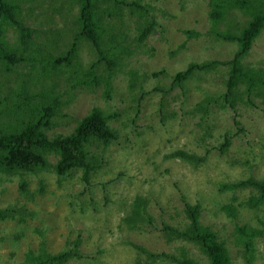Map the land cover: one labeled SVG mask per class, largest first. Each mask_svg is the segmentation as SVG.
<instances>
[{
	"label": "rangeland",
	"instance_id": "rangeland-1",
	"mask_svg": "<svg viewBox=\"0 0 264 264\" xmlns=\"http://www.w3.org/2000/svg\"><path fill=\"white\" fill-rule=\"evenodd\" d=\"M17 1H21L27 25L41 31H37L34 40L45 50L50 49L53 37L49 21L53 20H43L40 9H35L37 14L30 15L32 0ZM141 2L153 7L158 26L148 36L145 48L129 59L125 71L132 69L141 76L145 86L143 96H138V105L132 101L128 94L129 76L126 72H119L113 80L115 90L111 100L104 99L102 88L94 91L79 89L75 99L63 107L66 115L57 119L58 126L50 136L54 133L70 134L76 121L94 107L121 114L112 122L118 131V140L106 151L103 168L91 177L89 184L82 180L81 172H72L65 178H59L54 172H44L41 178L46 187L40 195L37 193L40 177L25 175L30 191L35 194L32 202L21 194L19 176L1 175L5 181L0 187V207L26 204L35 215L26 216L24 222L0 221V264L23 263L28 251L40 250L41 246L50 253H58L72 247L78 236L82 240L80 250L83 257L69 264H141L145 256L139 253L136 245L153 253L175 255L185 247L201 264H208L197 247L188 243L167 244L158 230L163 221L176 225L185 221L184 196L191 203L203 202L202 222L228 241L233 264H244L239 257L240 251L232 242L236 222L220 211V203H229L232 194L220 192L218 184L248 178L264 179V100L254 98L252 105H241L235 113L229 108H213L209 118L213 124V137L205 140L206 130L199 125L201 114L193 112L191 104L208 92H222V78L219 74L202 75L190 82L187 96L178 89L165 96L170 103L168 113H175V117L162 123L158 111V104L163 100L161 87L168 89L173 76L191 62L232 58L237 46L207 34L211 21L206 0ZM46 3L49 5L47 0ZM45 12V17L51 16ZM76 12L77 7L72 13ZM235 13L236 20L242 24L246 16L238 9ZM56 15L54 13L53 18L62 26L60 19L64 18ZM128 24V32L136 35V18L128 19ZM184 30H192L195 37L188 40ZM6 40L12 47L18 46L17 34L12 29L6 33ZM186 40L187 46L180 48ZM86 49L82 58L89 60L91 54ZM245 61L264 68V30ZM163 70L164 75L156 78L151 75ZM21 71L27 73L28 70ZM22 72L19 71L17 78ZM13 79L15 77L11 83ZM29 86L32 91L37 90L33 82ZM7 91L5 87L4 95ZM173 97L179 100L173 101ZM137 106L140 107L138 112ZM233 118L239 126L234 124ZM227 131L231 132L233 139L228 151L221 154L215 148L223 142L222 137ZM176 151L207 156V160L196 165L174 156ZM51 160L56 161L55 158ZM253 193L255 191L251 188L237 190L235 204ZM139 196L148 201L154 225L129 231L124 219ZM239 220L241 224L264 230V204L257 209L239 207ZM256 248L253 264H264V235L256 240ZM156 264L174 263L161 261Z\"/></svg>",
	"mask_w": 264,
	"mask_h": 264
},
{
	"label": "trees",
	"instance_id": "trees-1",
	"mask_svg": "<svg viewBox=\"0 0 264 264\" xmlns=\"http://www.w3.org/2000/svg\"><path fill=\"white\" fill-rule=\"evenodd\" d=\"M31 2L34 4L29 8L30 15L37 14L35 9H40L43 20H53L49 21L53 37L50 49L45 50L34 40L35 34L41 31L25 22L21 1L0 0V187L5 181L2 174L19 176L21 194L34 202L35 194L30 191L25 175L40 177L37 193L43 195L46 186L41 175L44 172H54L59 178L71 176L72 172H81L82 180L89 184L91 177L103 168L106 151L119 137L112 122L121 116L120 113H108L100 107H94L89 114L76 121L70 134H50L58 126L57 119L66 115L63 107L75 99L77 90L94 91L102 88L104 99L111 100L115 90L113 80L119 72L128 74V94L138 105V96L144 94V81L134 70H125L129 59L145 48V42L155 31L158 21L152 13L153 7L141 0H47L49 5L46 0ZM206 2L211 21L207 34L232 43L237 49L228 60L210 59L189 63L184 70L173 76L168 89L161 87L163 100L158 104L161 122L164 123L166 119L175 117V113H168L170 103L164 99L165 96L176 89L187 96L191 81L202 75L219 74L222 78V92H208L191 104L192 111L201 114L198 123L206 130L205 140L213 137V124L209 121L213 108H229L235 113L241 105H252L254 98L264 100V68L245 61L264 30V0ZM75 7L77 12L72 13ZM237 9L246 16L242 24L236 20ZM45 11L51 16L45 17ZM54 13L64 18L60 19L63 21L62 26L59 20L53 18ZM131 18H136L138 24L135 37L128 32V19ZM222 25L225 27L220 29ZM9 29L17 34V47H12L6 40ZM183 33L188 40L196 35L192 30H184ZM184 46H187V40L180 48ZM85 48L91 54L89 60L82 58ZM24 68H27V73L21 71ZM18 70L23 73L19 78ZM164 72H152L151 75L156 78L164 75ZM13 77L15 79L11 83ZM32 82L37 85L35 91L29 86ZM5 87L8 91L4 95ZM172 99L179 100L177 97ZM136 109L138 112L140 107ZM233 121L239 126L237 120ZM230 134L227 131L222 137L223 142L215 148L221 154H225L231 146L233 137ZM174 156L196 165L207 160V156L200 157L184 151H176ZM53 158L56 159L54 163L51 160ZM247 188L255 193L238 205L235 204L238 199L235 192ZM218 189L222 193L232 194L229 203H220V211L236 222L232 242L240 251L239 257L244 264H253L256 260V240L264 235V230L250 224H241L239 207L244 205L257 209L264 204V179L221 182ZM183 202L185 221L180 225L163 221L158 229L164 241L167 244L188 243L197 247L207 258L208 264H233L228 241L202 222L203 202L198 200L191 203L185 196ZM25 205L0 207V221L24 222L26 216H34L35 212L28 210ZM148 205V201L141 196L133 201L124 219L129 231L154 225ZM81 245L82 240L78 236L72 242V247L68 246L58 253H50L41 246L40 250L28 251L25 261L16 264H69L83 257ZM135 247L145 256L141 264L161 261L201 264L185 247H181L176 255L153 253L141 245Z\"/></svg>",
	"mask_w": 264,
	"mask_h": 264
}]
</instances>
